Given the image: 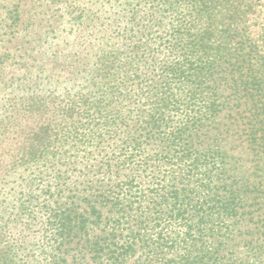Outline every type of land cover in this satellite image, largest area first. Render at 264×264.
Segmentation results:
<instances>
[{
  "label": "trees",
  "instance_id": "1",
  "mask_svg": "<svg viewBox=\"0 0 264 264\" xmlns=\"http://www.w3.org/2000/svg\"><path fill=\"white\" fill-rule=\"evenodd\" d=\"M7 1L0 264H264V0Z\"/></svg>",
  "mask_w": 264,
  "mask_h": 264
},
{
  "label": "rangeland",
  "instance_id": "2",
  "mask_svg": "<svg viewBox=\"0 0 264 264\" xmlns=\"http://www.w3.org/2000/svg\"><path fill=\"white\" fill-rule=\"evenodd\" d=\"M56 1V0H55ZM64 0L59 1V4L56 9H59L60 7H64L63 5ZM66 1V0H65ZM74 0H70L69 3H72ZM90 0H79V4L81 5L80 8L87 7V4ZM126 0H121V5L124 7ZM8 4L11 3L10 0L7 1ZM22 10L24 11L22 13V26L18 30V38L15 40V43L10 45V49L14 51V48H20L21 46H25V48L29 49L30 56L33 58H41V54L39 52V49L36 47L37 40L39 37L42 36L43 30L48 28L49 25L45 23V20L49 19V17L53 14L52 8H49L46 4H50V0H28L27 5L25 4V1L23 0L21 2ZM27 22H32V25L25 29L26 25H24ZM68 25H64L62 29L67 28ZM79 36H87V34H78L73 35L72 39H76ZM20 52V51H18ZM50 65L52 66V63L50 62ZM57 66H64V64L60 63ZM30 67H28L29 69ZM0 97H2L0 95ZM1 100V98H0ZM3 110V108H0V112Z\"/></svg>",
  "mask_w": 264,
  "mask_h": 264
}]
</instances>
